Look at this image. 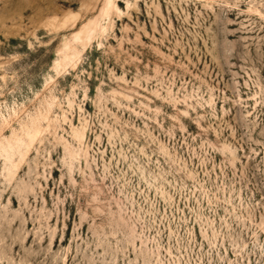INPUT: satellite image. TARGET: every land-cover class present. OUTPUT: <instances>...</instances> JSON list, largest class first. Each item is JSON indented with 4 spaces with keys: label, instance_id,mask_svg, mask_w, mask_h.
<instances>
[{
    "label": "rangeland",
    "instance_id": "obj_1",
    "mask_svg": "<svg viewBox=\"0 0 264 264\" xmlns=\"http://www.w3.org/2000/svg\"><path fill=\"white\" fill-rule=\"evenodd\" d=\"M0 0V264H264V0Z\"/></svg>",
    "mask_w": 264,
    "mask_h": 264
},
{
    "label": "bare ground",
    "instance_id": "obj_2",
    "mask_svg": "<svg viewBox=\"0 0 264 264\" xmlns=\"http://www.w3.org/2000/svg\"><path fill=\"white\" fill-rule=\"evenodd\" d=\"M107 7L119 10L117 5V0H108Z\"/></svg>",
    "mask_w": 264,
    "mask_h": 264
}]
</instances>
